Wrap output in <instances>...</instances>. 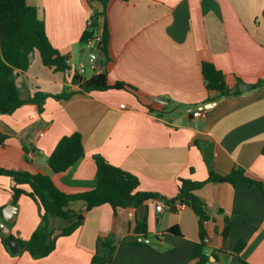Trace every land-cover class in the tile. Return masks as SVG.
I'll list each match as a JSON object with an SVG mask.
<instances>
[{
	"label": "crops",
	"instance_id": "1",
	"mask_svg": "<svg viewBox=\"0 0 264 264\" xmlns=\"http://www.w3.org/2000/svg\"><path fill=\"white\" fill-rule=\"evenodd\" d=\"M103 1L27 0L38 9L52 46L68 56L70 70L45 67L34 53L28 71L18 73L23 100L37 92L48 96L41 113L26 103L0 116L5 137L0 169L46 175L60 191L82 194L97 187L101 156L135 176L141 193L171 200L182 180L200 183L194 193L207 220L201 226L190 206L159 212V199L144 203L143 218L136 209L106 204L88 210L76 201L70 208L84 216L81 226L63 235L68 223L51 219L55 248L34 258L18 241L31 239L42 212L26 195L15 204L14 181L0 175V233L19 247L13 252L0 235V264H92L105 253L100 242L108 240L114 252L107 264H198L194 253L202 230L209 264H264V0ZM101 5L110 37L108 60L101 53L94 62L81 39ZM203 63L222 72L230 95L207 90ZM101 72H107L110 86L127 88L55 98L79 90L72 83L76 73L90 79ZM197 111L200 117H194ZM74 133L81 134L84 156L54 174L48 159L59 141ZM235 169L251 183L210 180ZM144 221L147 232H136ZM173 227L180 236L168 232Z\"/></svg>",
	"mask_w": 264,
	"mask_h": 264
},
{
	"label": "trees",
	"instance_id": "2",
	"mask_svg": "<svg viewBox=\"0 0 264 264\" xmlns=\"http://www.w3.org/2000/svg\"><path fill=\"white\" fill-rule=\"evenodd\" d=\"M101 1L105 4V1ZM103 14L105 11L95 10V13L90 17L91 24L84 32L81 42L84 45H90L99 39L102 45L103 61L106 62L110 37L107 22L104 34L100 35V19ZM34 53H38L45 67L54 68L56 71L64 73L70 70L68 56L62 55L50 43L45 22L39 18L38 9L28 5L27 0H0V116L12 114L26 103L35 104L40 113L44 111L43 105L48 95L37 92L26 102L22 99L17 82L18 73L28 71ZM202 72L209 92H216L219 96L230 95L224 75L213 64L203 63ZM72 83L79 86L78 91L64 92L55 98L69 100L78 93L127 88L122 83L110 86L107 72H101L90 79H84L76 73L72 78ZM237 93L238 91L233 92V94ZM4 138L0 133L2 142ZM83 156L84 146L81 134L74 133L59 141L48 159V165L54 174H60L75 166ZM96 164L97 187L92 191L73 195L60 191L49 176L0 169V175L9 176L14 181L12 188L14 203L16 204L21 196L26 195L38 204L42 212V223L31 239L18 241L21 250L28 252L34 258L48 256L55 248V241L52 239L55 229L50 224L51 219H59L68 223V227L63 230V235L73 233L83 223L84 216L76 214L70 208L71 204L76 201H84L88 210L106 204L116 210L137 209L148 200L159 199L173 210L175 204L178 203L190 206L199 216L201 226L207 220L205 205L194 193L201 186L200 183L182 180L178 196L169 200L157 194L137 191L139 181L135 176L111 165L101 156L96 157ZM210 180L232 184L239 180H248L251 183V180L239 169L233 170L225 178L211 175ZM135 231L145 234L147 232L146 221L139 223ZM168 232L180 236V232L175 227L170 228ZM228 232L229 221H226L222 233L224 238H227ZM0 235L4 244H7L8 239L3 234L0 233ZM200 238L201 244L197 247L194 258L198 260V264H209L208 256L204 251L207 237L203 230ZM141 243L146 244L145 242ZM99 246L105 253L96 255L92 264H107L112 260L114 252L111 240L100 242ZM243 246L240 244L237 249L241 250ZM241 264L248 263L242 261Z\"/></svg>",
	"mask_w": 264,
	"mask_h": 264
},
{
	"label": "water",
	"instance_id": "3",
	"mask_svg": "<svg viewBox=\"0 0 264 264\" xmlns=\"http://www.w3.org/2000/svg\"><path fill=\"white\" fill-rule=\"evenodd\" d=\"M98 10L100 12H104V7L102 6ZM105 26H106V16L103 14L100 19V35L104 34ZM101 50H102L101 43L94 41L92 47L88 50L94 62H97L101 57ZM144 211H145L144 206H141L136 209V212L140 218L144 217ZM4 234L8 237L9 246L11 247L12 251L17 252L19 250L18 243L14 241L13 238L10 237L7 233L4 232Z\"/></svg>",
	"mask_w": 264,
	"mask_h": 264
},
{
	"label": "built area",
	"instance_id": "4",
	"mask_svg": "<svg viewBox=\"0 0 264 264\" xmlns=\"http://www.w3.org/2000/svg\"><path fill=\"white\" fill-rule=\"evenodd\" d=\"M90 24H91V21L88 22V25H90ZM96 41H97V42H100L99 39L96 40ZM92 45H93V43H91V44L89 45V47L91 48ZM80 73L83 74V73H84V69H80L79 74H80ZM200 116H201V112H199V111H197V112L194 114V117H200ZM165 206H166V204H165L162 200H159V201L157 202L156 209H157L159 212H162V211L164 210ZM183 207H185L183 204L178 203V204H175V206H174V210H175V211H180ZM129 216H130L131 218H135L136 214H135L134 211H131V212L129 213ZM206 242H208V238L205 239V243H206Z\"/></svg>",
	"mask_w": 264,
	"mask_h": 264
}]
</instances>
